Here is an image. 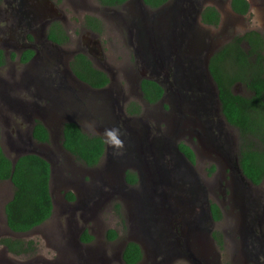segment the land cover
<instances>
[{
  "label": "rangeland",
  "instance_id": "374dc122",
  "mask_svg": "<svg viewBox=\"0 0 264 264\" xmlns=\"http://www.w3.org/2000/svg\"><path fill=\"white\" fill-rule=\"evenodd\" d=\"M229 1L168 0L150 8L142 0H129L123 11L119 6L104 7L98 0H43L55 9L53 25L63 32L64 46H58L57 59L69 63L72 53L97 49L91 60L98 67L99 60L105 64L114 93L95 94L99 101L89 117L78 108L68 110L70 114L61 121L51 115H31V109L43 101L36 96L35 86H22L23 72L28 69L50 79L54 73L44 72L43 67L55 61L45 50L25 65L15 57L0 69L1 147L9 158L22 152L48 159L53 200L47 220L29 232L13 233L3 210L13 188L9 180L0 181V240H19L25 246L31 242L21 254L0 243V264H123L122 248L130 240L143 251L138 264H264V257L247 243L245 217L264 195V182L253 188L246 181L242 185L232 180L228 160L230 150L238 148L239 154L240 136L219 116L215 84L205 71L210 55L233 37L249 30L264 36V0H247L249 11L242 16L231 11ZM206 6L217 10V25L201 21ZM86 17L93 18L96 27L88 26ZM9 24L0 16V39L9 36ZM27 41L32 45L34 40ZM0 47L6 55L12 51L1 42ZM160 48L159 59L153 62ZM152 71L159 73L164 98L144 106L138 82L157 79L151 77ZM50 90L63 104L71 105L56 89ZM233 91L249 94L240 84ZM113 96L129 113L125 118L104 116ZM103 99L108 102L98 106ZM34 118L52 132L46 146L30 137ZM64 120L104 139L98 164L87 167L59 146L58 129ZM109 129L119 130V146L108 142ZM179 143L191 149L193 162L180 154ZM128 171L136 175L137 183L126 182ZM67 192L74 200L66 199ZM210 204L218 207L219 219L213 218ZM255 213L263 236L264 207H255ZM109 229L117 233L113 240L106 237ZM83 232L91 236L89 241L81 240Z\"/></svg>",
  "mask_w": 264,
  "mask_h": 264
},
{
  "label": "trees",
  "instance_id": "16d2710c",
  "mask_svg": "<svg viewBox=\"0 0 264 264\" xmlns=\"http://www.w3.org/2000/svg\"><path fill=\"white\" fill-rule=\"evenodd\" d=\"M102 6L114 7L127 0H98ZM150 8H157L168 0H142ZM231 9L241 15L248 12L247 0H230ZM88 26L94 24V19L86 18ZM201 21L208 25H216L219 14L212 6H206L201 11ZM48 37L61 43L60 37L51 30ZM246 44V46L244 45ZM264 36L256 30H249L237 35L213 52L208 60V71L216 86L217 98L223 120L235 127L240 136L238 165L243 176L252 184H258L264 177ZM31 51L21 56L26 61ZM0 50V65L3 64ZM73 73L81 80L99 87L107 82L105 74L92 67L86 55L77 53L70 61ZM243 85L249 92L247 95L235 93L233 88ZM143 98L153 103L162 96L163 89L155 81L143 78L140 81ZM131 112V110H129ZM36 142H47V129L39 121L31 131ZM61 146L75 160L87 167H93L105 151V141L100 135L87 134L74 122H64L61 128ZM179 150L191 162L194 155L191 149L178 144ZM9 158L0 144V181L9 180L13 192L4 204V215L8 229L13 233H26L47 220L53 210L50 191L51 166L43 157L35 153H24L15 158ZM128 184L137 182L132 172L125 173ZM72 201V193L65 194ZM210 212L214 219L220 217L218 207L210 204ZM117 236L114 229L106 231L108 240ZM81 240L89 241L91 236L83 232ZM1 244L15 253L26 252L31 245L26 246L19 240L1 239ZM123 264H138L143 259L140 246L134 241L126 242L121 252Z\"/></svg>",
  "mask_w": 264,
  "mask_h": 264
},
{
  "label": "flooded vegetation",
  "instance_id": "af4514ba",
  "mask_svg": "<svg viewBox=\"0 0 264 264\" xmlns=\"http://www.w3.org/2000/svg\"><path fill=\"white\" fill-rule=\"evenodd\" d=\"M128 1L129 0L119 4L118 6L122 7V10L124 11L125 8L128 6V3H129ZM248 4H249V2H248ZM0 5H1L0 16H3L4 20L6 22L10 23L8 26L9 36L0 39V42L2 44L6 45L7 47L11 48V50H12L10 53H8V55H6L4 48L0 47V50L2 51V55H3V61H4L3 64L0 65V69L4 68L7 65L6 62L8 60H11L12 58H15V57L18 59L19 64L25 65L28 62L32 61L40 53H43L45 50H46V53L49 54V56H48L49 59L55 61V62H51L53 64L46 63L45 66L43 67L44 72H53L54 73L53 74L54 77H52L50 79H46V78L41 79L40 77H38V75L34 71L30 73V71L28 69H26V72L25 71L23 72L24 78H22V80H21L22 86H28L29 88L31 86H35L36 87L35 88L36 96L39 98V100L41 102L43 101V103L38 105L36 109H31V111H32L31 115H33V114L37 115L38 113H41L42 115H51L53 117H57L58 120L61 121L64 119L63 116H67L70 114L69 111H73L72 108H75V109L78 108L80 110H77V111L83 110L84 113L88 114L86 117L92 116L91 115L93 113L92 110L96 109L97 102L99 101L95 94H97V93H102V94L110 93V95H111L114 93V90L111 88V79L108 77L105 64H103L102 61L99 60V64L101 66L98 67L97 65H94V63L91 60V56L92 55L94 56L95 54L98 53L96 51L97 49H94V51H93L89 48V50H87L88 52L86 50L84 51V49L79 50L77 52H74L69 56V58H70L69 63H67V62L65 63V61H62V59H60V60L57 59V58H60V54H61V50H59L58 46L61 45L63 47L64 45L62 44L63 32L58 27V25H53L54 22L52 21L54 18V10L55 9H52L51 6L47 2H43V0H0ZM104 7H108V6H104ZM231 11L237 15H241V14L234 12L232 9H231ZM248 11H249V9H248ZM88 18L93 19L91 17H88ZM219 20H220V17H219ZM51 30H54L57 37L58 36L60 37V39L62 40L61 43H57L48 37V34ZM27 39L29 40V42H32L34 40L33 44L32 45L28 44ZM26 51H29V52L31 51V55L26 61L23 62V61H21V56ZM15 53L17 55H15ZM77 53H82V54L86 55L87 58L91 61L92 67L102 71L105 74V76L107 77V82L104 85L99 86V87H93L91 84L79 79L73 73V71L71 70V67H70V61L74 57V55ZM158 74L159 73L152 71L151 77H154L153 75H156L157 79L153 80L150 77H148L146 79L155 81L157 84H159L160 81L158 80L159 79ZM140 81L138 82V89H139V93H140V96H141V99L143 101L144 106L156 104L161 99L164 98V90H163L162 96L159 100H157L156 102H153V103L147 102L142 96V92L140 89ZM51 87H52V90L56 89L54 92L63 96L64 102H70L71 105H65L62 103V101L60 99H58V97L53 96L51 93L52 91L50 90ZM62 93H64V94H62ZM198 94L202 96L203 92L198 93ZM216 101L219 104L218 99H216ZM107 102H108L107 99H103V100H101V103L98 106L103 107V106H105L104 103H107ZM119 102H121V101L117 100L115 98V96H113L111 98V102L109 104H106V107H104V108H106L103 111L104 116L113 115L116 117V115L118 114V116L122 115L120 117L125 118L127 115H129V113L122 110L123 106H121L119 104ZM212 105H213V102H212L211 106L209 103L211 111H213ZM65 106H67V107H65ZM114 107H117V111H114ZM218 114L222 118L221 111H220V104H219V113ZM218 114L215 117H218ZM216 119H214V120H216ZM31 121H32V124H30V128H29V134H30L31 139L36 144L45 145V146L48 145L52 141V136H51L52 132H50L47 129V127H46L47 125L43 121H41V119L34 118V120H31ZM36 121H39L47 129L48 135H49L47 142H36L32 138L31 131H32V128L35 125ZM68 121H71V120L62 121V124L60 125V127L58 129L59 146L61 148H62V146H61V140H62L61 128H62L63 123L68 122ZM89 121H91V120H89ZM71 122H74V121H71ZM74 123H76L79 126V124L77 122H74ZM80 128L82 129V131L89 134L82 127H80ZM213 131L215 132V130H211V132H213ZM16 134H17L18 140L21 141V137H20L19 132H17ZM53 139H54V135H53ZM56 139H57V137H56ZM192 148H193V150H195L194 145L192 146ZM177 149L180 152V154L184 156V154L179 150L178 145H177ZM228 152L229 151L225 150V152H223V156L225 157L226 156L225 153H228ZM21 154H23V153L20 152L17 154V156H19ZM230 154L232 155L231 156L232 159H231V161L228 160V162H230L229 165H230L231 171H233V173H234V175H232L233 176L232 180H235L242 185H243V182L246 181V183L249 184L250 186H252L253 188H257V187L260 188V185L264 182V177L260 181V183H258V184H252L251 182H249L243 176V174L239 168V165H238V158H237L238 148L234 149V150H230ZM68 155L72 156L69 153H68ZM72 158H74V157L72 156ZM101 158H102V156H101ZM101 158L99 159V162H100ZM44 159H46L48 161L47 158L44 157ZM50 166H51V164H50ZM51 174H52V170H51ZM259 192L263 193V191H261V190H259ZM258 199H259V202L256 203V201H257V199H256V201L253 203V205H251L248 208V211L245 214V217L247 219L246 222H247V226H248L247 231L249 232V235H250L247 243L250 245V250H252V252L259 254L261 257H264V245H263L264 244V238H263L264 235L261 236L259 234L260 233V229H259V225H258L259 218H258V215L255 213V207H258V209H259L260 205H262L264 207V195H262V198H258ZM258 239H261V240H258ZM125 244H124V246H125ZM122 263H123V261H122Z\"/></svg>",
  "mask_w": 264,
  "mask_h": 264
},
{
  "label": "clouds",
  "instance_id": "9594fccd",
  "mask_svg": "<svg viewBox=\"0 0 264 264\" xmlns=\"http://www.w3.org/2000/svg\"><path fill=\"white\" fill-rule=\"evenodd\" d=\"M251 13L253 15L257 14V10L255 8H252ZM255 27H259V24H255ZM106 137L108 139L109 143L114 144L115 146H119L121 144V141L119 139V130L118 129H109L106 131Z\"/></svg>",
  "mask_w": 264,
  "mask_h": 264
},
{
  "label": "water",
  "instance_id": "95a60500",
  "mask_svg": "<svg viewBox=\"0 0 264 264\" xmlns=\"http://www.w3.org/2000/svg\"><path fill=\"white\" fill-rule=\"evenodd\" d=\"M161 52H162L161 48H160L158 54H157L156 52H154L155 59H154L153 62H155V61H157V60L159 59V56H160ZM208 60H209V59H207L206 64H205V71H206V74L209 76V78L212 79L211 76H210V73H209V71H208ZM212 81H213V80H212ZM215 88H216V86H215ZM215 98L218 99V98H217V91H216V96H215ZM15 158H16V157H15ZM15 158L12 159V162H13V163L15 162ZM208 215H209V213H206V216H208ZM204 218H205V216H204ZM200 219H201L202 221H204V219H203L202 217H200ZM199 222H200V220H199ZM131 241H132V240H131ZM134 242H135V241H134Z\"/></svg>",
  "mask_w": 264,
  "mask_h": 264
}]
</instances>
